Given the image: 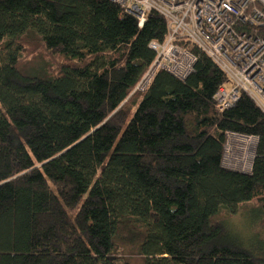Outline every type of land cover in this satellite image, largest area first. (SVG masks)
Instances as JSON below:
<instances>
[{
	"label": "trees",
	"instance_id": "1",
	"mask_svg": "<svg viewBox=\"0 0 264 264\" xmlns=\"http://www.w3.org/2000/svg\"><path fill=\"white\" fill-rule=\"evenodd\" d=\"M166 32L110 0H0V264H264L227 217L264 212V115L197 56L134 90ZM29 53L42 52L28 61ZM36 51V52H35ZM257 138L251 173L221 166L225 131Z\"/></svg>",
	"mask_w": 264,
	"mask_h": 264
},
{
	"label": "built area",
	"instance_id": "2",
	"mask_svg": "<svg viewBox=\"0 0 264 264\" xmlns=\"http://www.w3.org/2000/svg\"><path fill=\"white\" fill-rule=\"evenodd\" d=\"M136 19L138 27L150 11L165 20L161 40H151L154 57L134 90L143 92L158 70L183 80L194 69L196 54L189 42L205 52L225 73L224 84L213 95L225 111L246 93L264 115V0H110ZM257 138L225 131L221 166L250 174Z\"/></svg>",
	"mask_w": 264,
	"mask_h": 264
},
{
	"label": "rangeland",
	"instance_id": "3",
	"mask_svg": "<svg viewBox=\"0 0 264 264\" xmlns=\"http://www.w3.org/2000/svg\"><path fill=\"white\" fill-rule=\"evenodd\" d=\"M36 52V51H35ZM40 50L37 51L36 54H32L28 52L26 57L29 58L28 61H31L35 56V60L41 54ZM225 89H229L231 84L226 82L224 84ZM253 209L252 204H245L244 206L239 208V211L236 214L230 215L227 217V221H229L235 229L237 228L241 233L245 234H254L258 233V236L264 239V212L259 211L256 217L248 218V214H251V210ZM119 251L122 259L129 261L132 264H142V257H139L135 254V250L131 247L124 245L119 247Z\"/></svg>",
	"mask_w": 264,
	"mask_h": 264
}]
</instances>
